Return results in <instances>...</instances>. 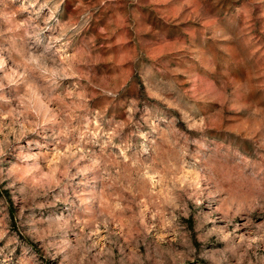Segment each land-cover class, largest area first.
Masks as SVG:
<instances>
[{"label": "rangeland", "instance_id": "obj_1", "mask_svg": "<svg viewBox=\"0 0 264 264\" xmlns=\"http://www.w3.org/2000/svg\"><path fill=\"white\" fill-rule=\"evenodd\" d=\"M0 264H264V0H0Z\"/></svg>", "mask_w": 264, "mask_h": 264}]
</instances>
